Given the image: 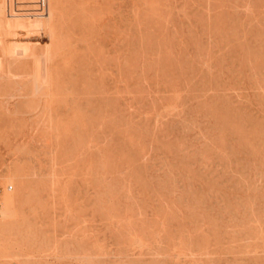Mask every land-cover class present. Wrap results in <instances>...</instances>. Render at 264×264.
Instances as JSON below:
<instances>
[{
    "label": "rangeland",
    "instance_id": "obj_1",
    "mask_svg": "<svg viewBox=\"0 0 264 264\" xmlns=\"http://www.w3.org/2000/svg\"><path fill=\"white\" fill-rule=\"evenodd\" d=\"M263 93L264 0H0V258L264 264Z\"/></svg>",
    "mask_w": 264,
    "mask_h": 264
},
{
    "label": "bare ground",
    "instance_id": "obj_2",
    "mask_svg": "<svg viewBox=\"0 0 264 264\" xmlns=\"http://www.w3.org/2000/svg\"><path fill=\"white\" fill-rule=\"evenodd\" d=\"M250 51H251V50H250ZM212 52H213V50H212ZM247 52H248V51H247ZM36 56H37V55H36ZM36 56H35V57H36ZM192 72H193V71H192ZM193 74H195V73H193ZM210 74H211V73H210ZM210 74H209V75H210ZM184 75H185V74H184ZM191 75H192V74H191ZM191 75H190V76H191ZM141 76H142V75H141ZM141 76H139V77H141ZM183 77H186V76H183ZM191 77H193V76H191ZM195 77H196V76H195ZM217 77H218V76H217ZM193 79H194V78H192V80H193ZM212 79H213V78H212ZM184 80H186V79L184 78ZM184 80H183V81H184ZM192 80H191V81H192ZM208 80H209V79H208ZM214 80H216L215 77H214ZM186 81H187V80H186ZM191 81H190V82H191ZM180 82H182V81H180ZM192 82H193V81H192ZM195 82H196V80H195ZM195 82L193 83V87H194V85H195ZM204 82H205V81H204ZM218 82H219V81H218ZM218 82H217V83H218ZM167 83H168V82H167ZM185 83H186V85H187V82H185ZM210 83H211V82H210ZM210 83H209V84H210ZM215 83H216V82H215ZM217 83H216V84H217ZM165 84H166V83H165ZM178 84H179V83H178ZM183 84H184V82H183ZM191 84H192V83H191ZM206 84H207V83H206ZM213 84H214V82H213ZM213 84H212V85H213ZM219 84H220V82H219ZM219 84H218V85H219ZM173 85H174V84H173ZM189 85H190V83H189ZM210 85H211V84H210ZM222 85H223V84H222ZM169 86H170V85H169ZM175 86H177V85H175ZM180 86H182V84H181ZM187 86H188V85H187ZM197 86H198V85H197ZM199 86H200V85H199ZM203 86H204V85H203ZM216 86H217V85H216ZM161 87H163V86H161ZM167 87H168V86H167ZM171 87H172V85H171ZM171 87H170V88H171ZM173 87H174V86H173ZM182 87H183V86H182ZM211 87H214V86H211ZM217 87H218V86H217ZM223 87H224V86H223ZM179 88H181V87H179ZM179 88H178V89H179ZM188 88H189V87H188ZM198 88H201V87H198ZM203 88H204V87H203ZM209 88H210V87H209ZM209 88H208V89H209ZM168 89H169V87H168ZM171 89H173V88H171ZM175 89H177V88H175ZM182 89H183V88H182ZM204 89H205V88H204ZM204 89H202V91H203ZM208 89H207V91H208ZM219 89H220V88H219ZM219 89H218V90H219ZM224 89H226V88H224ZM224 89H223V90L221 89V90H222V91H226V90H224ZM166 90H167V89H166ZM166 90H165V91H166ZM183 90H186V89L184 88ZM187 90H188V89H187ZM187 90H186V91H187ZM191 90H192V86H191ZM194 90L196 91V89H194ZM209 90H210V89H209ZM213 90H214V89H213ZM213 90H212V91H213ZM218 90H217V91H218ZM221 90H220V93H219V94H221ZM215 91H216V90H215ZM217 91H216V92H217ZM191 92H192V91H191ZM226 92H228V91H226ZM169 93L171 94L170 91H169ZM172 93H173V92H172ZM183 93H184V92H183ZM183 93H182V94H183ZM187 93H188V92H187ZM199 93H200V92H199ZM211 93H212V92H211ZM224 93H225V92H224ZM224 93H223V94H224ZM190 94H193V93H190ZM195 94H197V93L195 92ZM201 94H204V93L201 92ZM215 94H218V93H215ZM226 94H228V93H226ZM226 94H225V95H226ZM263 94H264V93H263ZM150 95H151V93H150ZM150 95H149V96H150ZM152 95H153V94H152ZM152 95H151V96H152ZM155 95H156V94H155ZM155 95H154L153 97H155ZM173 95H175V94H173ZM193 95H194V94H193ZM212 95H214V94H212ZM159 96H161L160 93H159ZM183 96H184V95H183ZM194 96H196V95H194ZM198 96H199V95H198ZM222 96H223V95H222ZM222 96L220 95V97H222ZM153 97H152V98H153ZM171 97H172V96H171ZM175 97H177V96H175ZM186 97H187V96H186ZM190 97L192 98V96H190ZM216 97H217V96H216ZM228 97H229V95H228ZM261 97H262V96H261ZM149 98H150V97H148V99H149ZM156 98H157V97H156ZM158 98H159V97H158ZM160 98H161V97H160ZM173 98H174V97H173ZM188 98H189V97H188ZM191 98H189V99H191ZM196 98H197V96H196ZM224 98H225V97H224ZM183 99H184V97H183ZM183 99H182V100H183ZM214 99H215V98H214ZM216 99H217V98H216ZM218 99H219V98H218ZM227 99H228V98H226V100H227ZM231 99H232V98H231ZM231 99H230V100H231ZM178 100H179V99H178ZM178 100H177V101H178ZM182 100H181V101H182ZM196 100H197V99H196ZM219 100H220V99H219ZM107 101H108V100H106V102H107ZM156 101H158V100H156ZM159 101H160V99H159ZM162 101H163V100H162ZM189 101H190V103H192L191 100H189ZM189 101H188V102H189ZM198 101H199V99H198ZM198 101H197V102H198ZM232 101H233V100H232ZM232 101H231V102H232ZM106 102H105V103H106ZM109 102H110V101H109ZM133 102H135V101H133ZM193 102H194V97H193ZM203 102H204V101H203ZM213 102H214V100H213ZM216 102H217V101H216ZM224 102H225V100H224ZM229 102H230V101H229ZM261 102H262V101H261ZM161 103H162V102H161ZM175 103H176V102H175ZM179 103H180V102H179ZM201 103H202V100L200 101V104H201ZM217 103H218V102H217ZM234 103H235V102H234ZM262 103H263V102H262ZM106 104H107V103H106ZM111 104H112V102H111ZM198 104H199V103H198ZM198 104H197V105H198ZM200 104H199V105H200ZM203 104H204V103H203ZM205 104H206V103H205ZM205 104H204V105H205ZM214 104H215V103H214ZM219 104H220V102H219ZM219 104H218V105H219ZM221 104H223V102H221ZM221 104H220V105H221ZM231 104H232V103H230V105H231ZM179 105H180V104H179ZM192 105H193V104H192ZM232 105H234V104H232ZM223 107H224V106H223ZM227 107H228V105H227ZM181 108H182V107H181ZM183 108H184V107H183ZM225 108H226V107H224V109H225ZM227 109H228V108H227ZM177 110H178V109H177ZM177 110H176V111H177ZM183 110H184V109H183ZM187 110H188V109H187ZM197 110H198V109H197ZM161 111H162V110H161ZM171 111H174V110H169V109H168V112H171ZM180 111H182V110H180ZM180 111H179V112H180ZM207 111H208V112H211V111H209V110H207ZM224 111H226V110H224ZM229 111H230V108H229ZM229 111L227 110L226 112L229 113ZM238 111H239V110H238ZM173 113L176 114L175 112H173ZM173 113L171 112V114H173ZM180 113H181V112H180ZM205 113H206V111H205ZM211 113H212V112H211ZM213 113H215L214 110H213ZM230 113H231V111H230ZM233 113H234V112H233ZM238 113H239V112H238ZM171 114H170V116H171ZM174 114H173V116H174ZM192 114H193V112H192ZM207 114H208V113H207ZM239 114H241V113H239ZM164 115H165V114H164ZM204 115H206V114H204ZM212 115H213V114H212ZM214 115H215V114H214ZM162 116H163V114H162ZM165 116H166V115H165ZM167 116H168V113H167ZM177 116H178V115H177ZM177 116H175V117H177ZM153 117H154V115H153ZM156 117H157V116H156ZM163 117H164V116H163ZM171 117H172V116H171ZM178 117H179V116H178ZM180 117H181V116H180ZM247 117H248V116H247ZM173 118H174V117H173ZM240 118H243V117L241 116ZM150 119H151V118H150ZM155 119H156V118H155ZM243 119H244V118H243ZM243 119H242V120H243ZM1 120H3V119H0V123L2 124V121H1ZM247 120H248V119H247ZM263 122H264V121H263ZM4 124H5V123H4ZM7 124H8V122H7ZM0 126H1V125H0ZM1 127H3V125H2ZM262 141H263V140H262ZM262 141H261V142H262ZM257 142H258V141H257ZM262 143H264V142H262ZM258 144H259V143H258ZM263 145H264V144H263ZM28 157H29V156H28ZM30 159H31V158H30ZM230 162H231V161H230ZM228 164H229V163H228ZM226 165H227V163H226ZM230 165H231V164H230ZM230 165H229V166H230ZM231 167H232V166H231ZM229 168H230V167H229ZM231 170H232V169H231ZM41 171H43V170H41ZM41 171H40V172H41ZM48 171H49V170H48ZM17 172H18V171H17ZM45 172L47 173L46 170H45ZM11 173H13V171H12ZM46 173H44V175H45ZM40 174H42V172H41ZM47 174H48V173H47ZM9 175H10V174H9ZM13 175H14V174H13ZM13 175L11 176L12 178L16 175V173H15L14 176H13ZM17 175H18V173H17ZM19 175H20V174H19ZM44 175H43V176H44ZM43 176H41V178H42ZM17 177H18V176H17ZM45 177L47 178V175H46ZM239 177L241 178V175H239ZM242 178H243V177H242ZM15 179H16V178H15ZM20 179H21V182H20V183H22L23 176H22V178L19 177V180H20ZM24 179H25V184L27 185V183H26V178L24 177ZM44 179H45V178H44ZM44 179H43V180H44ZM40 180H41V179H39V181H40ZM46 180H47V179H46ZM46 180H45V181H46ZM253 180L255 181V178H254ZM45 181H44V182H45ZM248 181H249V180H248ZM15 182H16V181H15ZM17 182H18V180H17ZM17 182H16V183H17ZM40 182H41V181H40ZM250 182H251V181H250ZM252 182H253V181H252ZM255 182H258V181L256 180ZM42 183H43V181H42ZM18 184H19V183H18ZM22 184H24V182H23ZM22 184H21V186L19 185L20 187L17 186V189L20 188V190H22V188H23V189L25 188L24 191H26L28 187L26 188L25 185H24V187H22V186H23ZM43 184H44V183H43ZM249 184H250V183H249ZM254 184H255V183L253 182V188H255ZM39 186L41 187V183H40V185H38V187H39ZM248 186H249V185H248ZM21 187H22V188H21ZM38 187L33 186V188H35V190H36V188H38ZM251 187H252V186H251ZM251 187H250V188H251ZM42 188H44L43 185H42ZM28 189H29V191H34V190H31V188H28ZM40 189H41V188H40ZM40 189H39V190H40ZM39 190H38V191H39ZM43 190H44V189H43ZM43 190H42V191H43ZM45 190L47 191L46 188H45ZM16 191H18V190H16ZM46 191H45V193H46ZM18 192H19V191H18ZM20 192H21V191H20ZM249 192H250V191H249ZM37 193H39V192H36V195H37ZM43 193H44V192H43ZM43 193H41V194L43 195ZM48 193H49V192H48ZM50 193H51V192H50ZM26 194H27V192H26ZM31 194H32V193H30V195H31ZM34 194H35V193H34ZM34 194H33V195H34ZM17 195H20V193H19V194H15V195H13V194H6V196H5L6 216L8 217L9 220H10V219H13V220L16 219L15 216H17L16 214H17L18 210H20L21 214H22V213L24 214V212H25V211H24V212L21 211V209L23 208L22 204H20V205L22 206L21 209H17V210H16V207H17L16 205L18 204L17 202L19 201V199H18L19 196L17 197ZM36 195H35V196H36ZM42 195H40V196H42ZM247 195H248V194H247ZM254 195H255V194H254ZM21 196H22V192H21ZM24 196H25V194H24ZM28 196H29V195H28ZM37 196H38V195H37ZM48 196L51 197L50 194H48ZM48 196L45 197V198H48ZM257 196H258V195H257ZM263 196H264V195H263ZM22 197H23V196H22ZM22 197H21V198H22ZM31 197H32V196H31ZM260 197H261V194H260ZM21 198H20V199H21ZM23 198H24V197H23ZM32 198H33V200H34V197H32ZM42 198H44V197H42ZM248 198H249V196H248ZM252 198H253V197H252ZM258 198H259V197H258ZM262 198H263V197H262ZM262 198H261V199H262ZM37 199H38V197H37ZM253 199H254V198H253ZM43 200H44V199H43ZM256 200H257V199H256ZM258 200H259V199H258ZM38 201H39V200H38ZM39 202H40V201H39ZM39 202H38V203H39ZM41 202H43L42 199H41ZM41 202H40V203H41ZM254 203H255V202H254ZM29 204H31V203H29ZM227 204H228V203H227ZM33 205H34V204H33ZM35 205H36V203H35ZM30 207H31V206H30ZM18 208H20V207L18 206ZM24 208H25V207H24ZM34 208H35L34 210H36V207H34ZM37 208H38V207H37ZM248 208H249V207H248ZM252 208H253V207H252ZM255 208H257V207L255 206ZM25 209H26V208H25ZM25 209H24V210H25ZM27 209H30V208H27ZM22 210H23V209H22ZM253 210H254V209H253ZM30 211H31V210H30ZM251 211H252V210H251ZM256 211H257V210H256ZM31 212H32V211H31ZM38 212H39V210H38ZM25 213H26V212H25ZM27 213H29V214H27ZM27 213H26V215L29 216V215H30V212H27ZM36 213H37V211H36ZM42 213H43V212H42ZM249 213H250V212H249ZM18 214H19V212H18ZM189 214H190V213H189ZM250 214H251V213H250ZM255 214H256V213H255ZM39 215H40V214H39ZM253 215H254V214H253ZM253 215H252V216H253ZM18 216L21 217V215H18ZM23 216H24V215H23ZM35 216H37V214H34L33 217H35ZM40 216H42V214H41ZM40 216H38V217H40ZM44 216H45V215H44ZM44 216H43V217H44ZM33 217H32V218H33ZM46 217H48V214H47ZM247 217H249V216H247ZM250 217H251V215H250ZM250 217H249V218H250ZM254 217H255V216H254ZM23 218H24V217H23ZM8 219H7V220H8ZM19 219H22V218H19ZM46 219H47V218H46ZM256 219H257V218H256ZM3 220H5V218H4ZM25 220H28V218H26ZM30 220H31V219H30ZM33 220H34V219H33ZM33 220H32V221H33ZM36 220H37V219H36ZM38 220H39V219H38ZM41 220H42V218H41ZM44 220H45V219H44ZM44 220H43V221H44ZM32 221H31V222H32ZM43 221H42V222H43ZM23 222H25V221H23ZM23 222H21V223L24 224ZM31 222H30V223H31ZM35 222H37V221H35ZM35 222H34V223H35ZM45 222H46V221H45ZM45 222H44V223H45ZM6 223H7V222H6ZM6 223H5V224H6ZM9 223H11V222L9 221ZM13 223L16 224V223H15V220L13 221ZM13 223L11 224V228H12L13 225H14ZM21 223H19V224H21ZM34 223H33V224H34ZM0 224H1V222H0ZM17 224H18V223H17ZM17 224H16V225H17ZM22 224H21V225H22ZM33 224H32V225H33ZM37 224H38V222H37ZM39 224H40V223H39ZM39 224H38V225H39ZM2 225H3V222H2ZM2 225H1V226H2ZM7 225H8V224H7ZM26 225H27V223H26ZM28 225H29V223H28ZM38 225H37V227H38ZM42 225H43V224H42ZM5 226H6V225H4V227H5ZM24 226H25V225H24ZM30 226H31V224H30ZM39 226H40V225H39ZM258 226H260L259 223H258ZM27 227L29 228V226H26V228H27ZM35 227H36V226H35ZM5 228H6V227H5ZM8 228H9V226H8ZM26 228H25V229H26ZM262 228H263V227H262ZM0 229H1V228H0ZM12 229H13V228H12ZM16 229H17V228H16ZM18 229H19V228H18ZM18 229H17V231H18ZM21 229H24V227L22 228V226H21ZM251 229H252V228H251ZM3 230H4V229H3ZM3 230H2V231L0 230V231L3 232ZM8 230H9V229H8ZM32 230H33V229H32ZM258 230H259V229H258ZM4 231H5V230H4ZM23 231H24V230H23ZM25 231H26L25 233H27V230H25ZM28 231H29V230H28ZM34 231H35V230H34ZM37 231H38V230H37ZM37 231H36V232H37ZM253 231H254V230H253ZM260 231H261V230H260ZM1 232H0V233H1ZM8 232H9V231H8ZM13 232L15 233V231H13ZM13 232H12V233H13ZM30 232H33V231H30ZM36 232H35V233L33 232L34 235H36ZM241 232H242V231H241ZM243 232H244V231H243ZM250 232H251V231H250ZM3 233H4V232H3ZM5 233H7V232H5ZM5 233H4V234H5ZM18 233H22V232L20 231V232H18ZM23 233H24V232H23ZM25 233H24V234H25ZM247 233H248V231H247ZM252 233H253V232H252ZM252 233H251V234H252ZM1 234H2V233H1ZM1 234H0V235H1ZM7 234H8V233H7ZM7 234H6V235H7ZM9 234H10V233H9ZM15 234H16V233H15ZM24 234H23V235H24ZM253 234H254V233H253ZM6 235H5V236H6ZM12 235H13V234H12ZM19 235H20V234H19ZM19 235H16V236L19 237ZM26 235H27V237H28V234H26ZM30 235H32V234L30 233L29 236H30ZM241 235H242V234H241ZM243 235H244V233H243ZM247 235H248V234H247ZM256 235H259V234H255V238H256ZM5 236H4V237H5ZM13 236H14V235H13ZM20 236H21V235H20ZM58 236H59V234H58ZM1 237H2V236H1ZM4 237H2V239H4ZM7 237H10V236L7 235V236H6V239H8ZM21 237H22V236H21ZM21 237H19V238H21ZM24 237H25V236H24ZM36 237H37V235H36ZM38 237H39V236H38ZM53 237H54V236H53ZM60 237H61V236H60ZM258 237H261V236H258ZM258 237H257V239H258ZM262 237H263V236H262ZM262 237H261V238H262ZM10 238L13 240V239L15 238V236H14V238H12V236H11ZM10 238H9V239H10ZM55 238H56V236H55ZM57 238H58V237H57ZM188 238H189V237H188ZM261 238H259V239H261ZM6 239H5V240H6ZM9 239H8V240H9ZM11 239H10V240H11ZM22 239H23V238H22ZM0 240H1V239H0ZM8 240L5 241V242H9ZM17 240H18V239H17ZM55 240H56V239H55ZM57 240H59V238H58ZM263 240H264V239H263ZM263 240H262V241H263ZM13 241H14V240H13ZM15 241H16V239H15ZM257 241H258V240H256V242H257ZM5 242H4V244H5V246H6V243H5ZM0 243H1V242H0ZM9 243H10V242H9ZM9 243H7V244H9ZM258 243H259V242H258ZM168 244H169V243H168ZM254 244H255V243H254ZM254 244H253V245H254ZM1 245L4 246L3 244H1ZM258 245H259V244H258ZM5 246H4V248H5ZM263 246H264V245H262V247H263ZM0 247H1V246H0ZM166 247H167V246H166ZM158 248L161 249V246H160V247L158 246ZM170 248H171V247H170ZM173 248H175V247H173ZM185 248H186V247H185ZM185 248H184V250H185ZM253 248H254V247H253ZM2 249H3V248H2ZM134 249H135V247H134ZM134 249H133V250H134ZM163 249H164V248H163ZM250 249H251V247H250ZM0 250H1V248H0ZM116 250H117V249H116ZM121 250H122V249H121ZM124 250H126V249H124ZM130 250H131V249H130ZM130 250H129V252H130ZM164 250H165V249H164ZM166 250H168V249H166ZM166 250H165V251H166ZM171 250H173V249H171ZM174 250H175V249H174ZM179 250H180V249H179ZM189 250H191V249H189ZM88 251H89V250H88ZM107 251H108V250H107ZM107 251L104 250V252H106V253H107ZM109 251H110V250H109ZM114 251H115V250H114ZM137 251H138V250H137ZM142 251H144V250H142ZM157 251H159V250L157 249ZM157 251H156V252H157ZM86 252H87V251H86ZM118 252H119V251H118ZM120 252H123V251H120ZM125 252H126V251H125ZM127 252H128V251H127ZM134 252H135V251H134ZM134 252H133V253H134ZM146 252H149L148 249H147V251L145 250V253H146ZM154 252H155V250H154ZM65 253H67V252H65ZM68 253H69V252H68ZM79 253H80V252H79ZM87 253H88V252H87ZM92 253H93V252H92ZM99 253H100V252H99ZM108 253H109V252H108ZM112 253H113V252H112ZM112 253H111V254H112ZM142 253H143V252H142ZM162 253H165V252L162 251ZM166 253H168V252H166ZM166 253H165V254H166ZM171 253H172V252H170L169 254H171ZM174 253H175V252H174ZM181 253H183V252H181ZM186 253H187V252H186ZM81 254H83V253H81ZM89 254H90V253H89ZM109 254H110V253H109ZM113 254H114V253H113ZM118 254H119V253H118ZM125 254H126V253H125ZM127 254H128V253H127ZM130 254H132V251L130 252ZM153 254H154V253H153ZM153 254H152L151 257H153ZM155 254H156V253H155ZM158 254H159V253H158ZM70 255H72V254H70ZM73 255H74V253H73ZM75 255H77V254H75ZM84 255H86L85 252H84ZM91 255H92V254H91ZM99 255H101V253H100ZM123 255H124V254H123ZM135 255H137V254H135ZM142 255H144V254H142ZM145 255H146V254H145ZM156 255H157V254H156ZM176 255H178V254H176ZM183 255H185V254H183ZM188 255H189V254H188ZM0 256H2V255H0ZM66 256H69V254H67ZM78 256H79V255H78ZM82 256H83V255H82ZM92 256H93V255H92ZM94 256H95V255H94ZM102 256H103V255H102ZM106 256H107V254H106ZM106 256H103V259H104L103 262L105 261V259H106L105 257H106ZM112 256H114V255H112ZM127 256H128V255H127ZM138 256H139V255H138ZM160 256H161V255H159L158 257H160ZM170 256H171V255H170ZM172 256H173V255H172ZM186 256H187V255H186ZM121 257H122V256H121ZM124 257H126V256L124 255ZM135 257H136V256H135ZM149 257H150V256H149ZM155 257H156V256H155ZM164 257H166V256H164ZM164 257H163V259H164ZM176 257H177L176 259H178V256H176ZM27 258H28V257H27ZM27 258H26V259H27ZM84 258H85V257H84ZM91 258H92V257H91ZM95 258L97 259V257H95ZM98 258H99V257H98ZM109 258H110V257H109ZM127 258H128V257H127ZM140 258H141V257H140ZM143 258H146V257H143ZM156 258H157V257H156ZM188 258H189V257H188ZM0 259H1V258H0ZM89 259H90V257H89ZM89 259H88V260H89ZM92 259H93V258H92ZM100 259H101V258H100ZM111 259H112V258H111ZM132 259H133V258H132ZM135 259H136V258H135ZM153 259H154V258H153ZM163 259H161V260H163ZM171 259H172V258H171ZM174 259H175V258H174ZM180 259H181V258H180ZM185 259H186V258H185ZM116 260H117V259H116ZM116 260H115V262H116ZM123 260H124V259H123ZM166 260H167V259H166ZM166 260H165V261H166ZM4 261H6V260H4ZM4 261H2V259H1V260H0V264H4ZM27 261H28V260H27ZM90 261H91V260H90ZM92 261H93V260H92ZM99 261H100V260H99ZM117 261H118V260H117ZM121 261H122V259H121ZM128 261H129V260H128ZM130 261H131V260H130ZM130 261H129V263H130ZM150 261H151V260H150ZM170 261L172 262L173 260H170ZM170 261H169V262H170ZM184 261H185V260H184ZM25 262H26V261H25ZM29 262H30V261H29ZM96 262H98V261H96ZM96 262H95L94 264H97ZM110 262H112V261H110ZM132 262H133V261H132ZM134 262H135V261H134ZM138 262H140V261H138ZM141 262H142V261H141ZM154 262H156V261L154 260ZM154 262H153V263H154ZM113 263H114V261H113ZM118 263H119V262H118ZM160 263H161V262H160ZM182 263H183V262H182ZM186 263H187V262H186ZM186 263H184V264H186ZM5 264H6V263H5ZM13 264H14V263H13ZM20 264H22V263H20ZM33 264H34V262H33ZM92 264H93V263H92ZM101 264H102V263H101ZM104 264H105V262H104ZM114 264H115V263H114ZM121 264H122V263H121ZM123 264H124V263H123ZM131 264H132V263H131ZM133 264H134V263H133ZM150 264H151V263H150ZM162 264H163V263H162ZM187 264H188V263H187Z\"/></svg>",
    "mask_w": 264,
    "mask_h": 264
},
{
    "label": "built area",
    "instance_id": "obj_3",
    "mask_svg": "<svg viewBox=\"0 0 264 264\" xmlns=\"http://www.w3.org/2000/svg\"><path fill=\"white\" fill-rule=\"evenodd\" d=\"M29 2L30 1H25V2H21V3H29ZM3 188H4V186L0 183V192L3 190ZM6 188L7 189H12L13 186H12V184H7L6 185ZM2 211H3V205H2V202L0 200V215H1Z\"/></svg>",
    "mask_w": 264,
    "mask_h": 264
}]
</instances>
